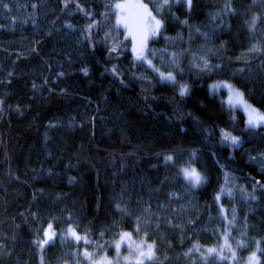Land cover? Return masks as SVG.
I'll use <instances>...</instances> for the list:
<instances>
[{
	"label": "trees",
	"instance_id": "16d2710c",
	"mask_svg": "<svg viewBox=\"0 0 264 264\" xmlns=\"http://www.w3.org/2000/svg\"><path fill=\"white\" fill-rule=\"evenodd\" d=\"M110 2L0 0V264H75L74 253L107 251L123 232L155 245L147 264H241L250 252L264 264V127L243 128L244 114L234 119L208 87L231 81L264 111V0H231L234 12L229 0L173 2L160 14V0H143L164 21L147 43L154 61L189 86L184 97L120 32L105 39ZM253 44L260 51L249 52ZM190 52L210 70L188 65ZM220 129L242 145L222 144ZM189 162L206 183L185 180ZM224 172L232 195L215 202ZM49 223L57 235L41 247ZM70 226L91 243L67 237ZM226 231L238 261L206 251Z\"/></svg>",
	"mask_w": 264,
	"mask_h": 264
},
{
	"label": "snow or ice",
	"instance_id": "6c2138e0",
	"mask_svg": "<svg viewBox=\"0 0 264 264\" xmlns=\"http://www.w3.org/2000/svg\"><path fill=\"white\" fill-rule=\"evenodd\" d=\"M173 2H179V0H161V3L154 5L156 9V13L160 14L164 12L166 9L170 10ZM186 6L191 9L193 6V0H185ZM7 7V5H5ZM79 7V6H78ZM112 7L117 12V24L122 25L125 29H127L128 36H130L133 40L132 45V52L134 54V58L137 61H140L141 63H146L149 68H151L154 72L157 73L159 76V79L161 82H170L174 86L178 85V81L176 80V76L173 72L169 71L167 73L161 72L160 69L156 68L152 60L148 58L149 55L154 56L156 54V50L149 49L147 46V41L150 37H155L158 34L161 33V30L164 27V21L163 19H157L156 15H153V12L148 8L147 5L143 3H139L136 5H127V4H121L116 3L112 5ZM130 7H135L139 9L140 11L135 15H125L127 12V9ZM225 11H231L234 12L235 9L231 7V0L225 5ZM87 15H91V13H86ZM260 19L259 16L253 15L249 21H246L249 30L254 31L257 21ZM183 23H187V21H183ZM71 27V25H69ZM93 24L90 23L86 26V31L90 32L92 29ZM89 37L86 36V39ZM107 35L105 39H107ZM127 38V37H126ZM167 39V38H166ZM118 50V47L116 44H113L110 49H108L109 53L116 52ZM260 51V47L257 44H253L252 47L249 49V52H258ZM173 63L175 62V56L176 54L173 53ZM201 60H203L204 68H208V62L203 57H201ZM210 70V69H209ZM82 71L87 74V70L83 69ZM114 75H118L117 70L115 67L111 70ZM62 75V73H61ZM142 78V77H141ZM210 88L215 91L218 88H226L229 91V97H228V104L229 106H236L241 107L245 114L247 115V127L249 129L258 128V127H264V112H261L259 109L253 107L250 105L244 98V93L236 89L232 84L227 82H217L210 86ZM190 92V88L187 84H179V95L181 97H184ZM220 137H221V143L222 144H230L233 147H239L242 145L243 141L239 136L233 135L232 132L227 131L225 129H220ZM193 156H195V153H193ZM172 156H165V161H172ZM250 159H255L250 157ZM224 166L222 165L221 168ZM181 174L185 178V180L189 181L193 187L200 186L207 182L208 177L202 174L200 171H198L196 168L192 167L191 162L188 163L187 167L181 168ZM230 177L231 174L228 172H224V183L220 185L219 190L217 191L216 195L214 196V201L219 202L222 198V196H228L231 197L232 190L228 187L230 183ZM256 184L258 185L259 182L257 181ZM256 185H253V190H255ZM243 190V189H242ZM252 199H256L253 193L248 194ZM120 205H117V208H119ZM220 211L221 215L227 219L225 210L223 208V205H220ZM235 220V209L232 210V221ZM232 221H227V226H231ZM136 232L140 231L139 226H137L136 229H134ZM57 233L54 231L53 224L49 223L47 225V229L43 230V236L44 239L40 241H36L40 244L41 247L44 245H47L50 241L54 240ZM101 236H103V233H101ZM67 237H71L72 239L76 240L77 242L83 241L85 244H90L91 241L88 240L87 235L81 236L77 234L75 228L69 227L67 229ZM66 237V238H67ZM131 239V233H122L121 234V240L115 243V248L117 249V255H119V248L123 241ZM223 239L225 243L223 245L219 246V250L222 253L225 248H228L230 254L235 257V253L231 250V246L228 243L229 239V233L226 231L223 234ZM259 241H257V245H259ZM237 246L240 248L245 247V242L242 239L241 241L237 242ZM97 247H100L99 245ZM155 245L153 244H147L142 243L141 245H138L135 248V253H138V256L140 259L137 260L136 264H143L144 260H151L155 256ZM193 249L195 251H200V248L197 245H193ZM193 249H189V251H193ZM208 254L217 253V248H209L206 250ZM83 257L92 260V254L87 252L86 250L82 253ZM219 258L221 260L226 259L223 255H220ZM251 261H257L256 253H252V256L250 257ZM43 264V261H42ZM101 264H104V262H101ZM106 264H111V261H107Z\"/></svg>",
	"mask_w": 264,
	"mask_h": 264
},
{
	"label": "rangeland",
	"instance_id": "374dc122",
	"mask_svg": "<svg viewBox=\"0 0 264 264\" xmlns=\"http://www.w3.org/2000/svg\"><path fill=\"white\" fill-rule=\"evenodd\" d=\"M180 2H185V0H179V2H174V3H180ZM116 3H121V4H127V5H136V4H139V3H143V0H111L110 2V6L109 7V11H111V16H112V21H111V25L110 26H107V30L105 29L104 32L106 33V35L111 38V37H114L116 35V39H112L113 42H117L118 40V37H127L130 41V47L132 49V45H133V40L130 36H128V32H127V29H125L122 25H118L117 24V12L116 10L112 7V5L116 4ZM158 3H161V0L160 2ZM147 5V4H145ZM148 6V5H147ZM148 8L151 10V8L148 6ZM140 10L135 8V7H130L127 9V12L125 13V15H135L139 12ZM152 11V10H151ZM153 12V11H152ZM153 15H156L154 14L153 12ZM157 16V15H156ZM157 19H160L158 16H157ZM103 32V33H104ZM118 32L121 33V36H119ZM156 37V36H155ZM155 37H150L147 41V43L151 40H154ZM148 46V44H147ZM149 49H154L156 50L155 48H151L148 46ZM156 52H158V50H156ZM133 53V52H132ZM134 56V54H133ZM155 56V55H154ZM154 56L152 55H149L148 58L152 60V63L153 65L160 69L161 72H173V68H167L166 67H163L159 61H154ZM187 56H189V59H188V65L189 64H193L192 66H195L194 68L197 70V71H202V70H206L208 71L211 67L208 65V68L205 69L204 68V65H203V60H201V56L199 55H196V53H193V52H190L187 54ZM141 63V62H140ZM177 62L174 63V65L176 64ZM142 64H145L147 66L146 63H142ZM174 73V72H173ZM175 74V73H174ZM157 78H159V76L157 75ZM160 80V79H159ZM217 82H227V83H230L232 84L236 89H238L239 91L242 92V90H240L235 84H233L231 81H227V80H220V81H210L208 83V87H209V90L212 94H217V95H220V93H223L222 97L224 98V101H225V105L228 109H230L231 111V116L235 119L237 118L236 116V113L237 111H241L244 115V125H243V128L245 129H249L247 127V115L245 114V112L243 111V109L241 107H236V106H229L228 104V97H229V91L228 89L226 88H218L216 89L215 91H213L210 86L217 83ZM179 88V84L176 86ZM245 100L247 101L246 97L244 96ZM248 102V101H247ZM249 103V102H248ZM250 104V103H249ZM252 105V104H250ZM253 107L259 109L261 112H264L263 110H261L260 108H258L257 106H254L252 105ZM233 135H236V136H239L238 134H235L234 132L232 133ZM241 138V136H239ZM186 167V166H185ZM47 229V228H46ZM66 235H67V229H66ZM123 233H129V232H123ZM78 234V233H77ZM122 234V233H121ZM121 234L115 238L114 240H110V244H108V249L107 251L104 249L102 250H93L91 251V249H80L78 251V254L74 253L73 254V257L77 260V262L75 264H101V262H104V264H106L107 261H111V264H136L137 260L140 259V257L138 256V253H135V248L138 246V245H141L142 243H147V244H152L151 242L143 239V238H140V237H137L135 236L132 232H131V239L130 240H125L121 243L120 245V248H119V255H117V249L115 248V243L120 241L121 240ZM223 236V235H222ZM71 238V237H70ZM74 240V239H73ZM75 242H77L76 240H74ZM225 243L223 237L221 238L220 240V245H223ZM228 243L230 244L231 246V250L235 253V247L236 245L234 244L233 241H231L230 239H228ZM237 244V240L235 242ZM209 248H217V253H212V254H218V257L220 255H223L224 257H230L231 260L233 261H238L239 258L238 257H233L231 256L228 252V248H225L223 250V252L221 253L220 250H219V247H206V250L209 249ZM87 251L89 253L92 254V260H88L86 258L83 257L82 253L84 251ZM252 253L253 252H250L249 254L246 255V257L242 258V262L241 264H257L256 261H251L250 260V257L252 256ZM210 254V255H212ZM229 254V255H228ZM206 256H208V254L206 253ZM256 258H257V261H258V257L256 255ZM150 260H144L143 261V264H147V262H149ZM63 264H67V263H63ZM230 264H233L232 262Z\"/></svg>",
	"mask_w": 264,
	"mask_h": 264
}]
</instances>
